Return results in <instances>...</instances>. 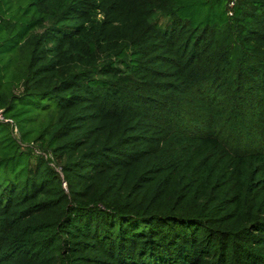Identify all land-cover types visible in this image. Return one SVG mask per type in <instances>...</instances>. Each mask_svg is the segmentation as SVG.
Instances as JSON below:
<instances>
[{
  "label": "trees",
  "instance_id": "obj_1",
  "mask_svg": "<svg viewBox=\"0 0 264 264\" xmlns=\"http://www.w3.org/2000/svg\"><path fill=\"white\" fill-rule=\"evenodd\" d=\"M0 111V264H264V0H0Z\"/></svg>",
  "mask_w": 264,
  "mask_h": 264
},
{
  "label": "rangeland",
  "instance_id": "obj_2",
  "mask_svg": "<svg viewBox=\"0 0 264 264\" xmlns=\"http://www.w3.org/2000/svg\"><path fill=\"white\" fill-rule=\"evenodd\" d=\"M19 91H21V90H18V89L16 90V92H19ZM248 98H249V102L247 104L250 105L251 107L246 105V107L240 108L241 106H239L238 109L240 111H242V112L239 113V115H237V116H236V114H234L235 117L231 116L232 122L235 121L238 126H240L239 122H240L242 113L248 111L249 114H250L251 110L255 109L254 108L255 107L254 106V102L252 101L253 95L249 94ZM202 109H205V106H204L203 103H202ZM202 116H204V115H202ZM256 122L260 123L259 121H256ZM236 124L232 127V133L234 134V136L231 139V141H235L234 145L237 144V143H241V144L243 143L244 144L245 143L244 141H245V136H246V130L245 129H240L239 131L236 130ZM238 126H237V128H238ZM254 126H256V125H254ZM262 130H263L262 128H259V129L256 128V127L254 128V134L252 135V138H253L254 141H257L259 143H262V142L264 143V133L261 132ZM14 133L16 135H18L17 129H15ZM226 137H227V135H226ZM227 138H231V137H227ZM254 141L252 142L253 146L255 145ZM231 186H233V185H231ZM261 192L262 191H260L259 193H261Z\"/></svg>",
  "mask_w": 264,
  "mask_h": 264
},
{
  "label": "built area",
  "instance_id": "obj_3",
  "mask_svg": "<svg viewBox=\"0 0 264 264\" xmlns=\"http://www.w3.org/2000/svg\"><path fill=\"white\" fill-rule=\"evenodd\" d=\"M237 4V0H227V5H228V15L229 16H233L234 14V8ZM0 120L2 121H6V122H11V120H6L3 116H2V112L0 111Z\"/></svg>",
  "mask_w": 264,
  "mask_h": 264
},
{
  "label": "water",
  "instance_id": "obj_4",
  "mask_svg": "<svg viewBox=\"0 0 264 264\" xmlns=\"http://www.w3.org/2000/svg\"><path fill=\"white\" fill-rule=\"evenodd\" d=\"M66 186V185H65Z\"/></svg>",
  "mask_w": 264,
  "mask_h": 264
}]
</instances>
